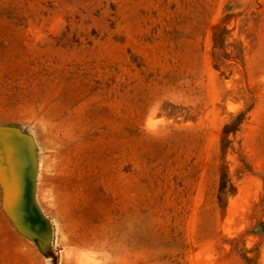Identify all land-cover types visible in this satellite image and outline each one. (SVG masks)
<instances>
[{"label": "rangeland", "instance_id": "rangeland-1", "mask_svg": "<svg viewBox=\"0 0 264 264\" xmlns=\"http://www.w3.org/2000/svg\"><path fill=\"white\" fill-rule=\"evenodd\" d=\"M0 126L52 228L0 186V264H264V0H0Z\"/></svg>", "mask_w": 264, "mask_h": 264}, {"label": "water", "instance_id": "water-1", "mask_svg": "<svg viewBox=\"0 0 264 264\" xmlns=\"http://www.w3.org/2000/svg\"><path fill=\"white\" fill-rule=\"evenodd\" d=\"M37 171L33 138L20 128L0 126L2 209L21 235L47 253L52 228L35 200Z\"/></svg>", "mask_w": 264, "mask_h": 264}]
</instances>
